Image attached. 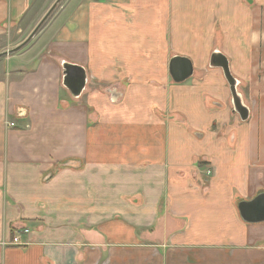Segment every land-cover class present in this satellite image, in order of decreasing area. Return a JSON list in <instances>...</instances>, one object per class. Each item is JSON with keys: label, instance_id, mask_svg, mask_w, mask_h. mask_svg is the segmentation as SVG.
I'll return each instance as SVG.
<instances>
[{"label": "crops", "instance_id": "crops-1", "mask_svg": "<svg viewBox=\"0 0 264 264\" xmlns=\"http://www.w3.org/2000/svg\"><path fill=\"white\" fill-rule=\"evenodd\" d=\"M57 1L0 0V264H264V0Z\"/></svg>", "mask_w": 264, "mask_h": 264}, {"label": "water", "instance_id": "water-1", "mask_svg": "<svg viewBox=\"0 0 264 264\" xmlns=\"http://www.w3.org/2000/svg\"><path fill=\"white\" fill-rule=\"evenodd\" d=\"M211 67H219L223 70L224 76L232 90L234 99L239 101V96L236 94V81L230 76L227 60L219 53H214L210 61ZM65 77L64 86L71 92L75 98L79 97L85 88L87 77L85 71L81 67L70 66L64 64ZM169 75L171 80L176 83H182L193 76V66L188 58L175 56L169 61ZM112 101H115L119 94L116 91H110ZM241 120H246L249 116L248 110L240 107L236 109ZM63 167L76 168L79 167L75 161L66 162ZM238 211L241 218L249 223L264 222V193L258 194L251 201H243L238 205Z\"/></svg>", "mask_w": 264, "mask_h": 264}, {"label": "built area", "instance_id": "built-area-1", "mask_svg": "<svg viewBox=\"0 0 264 264\" xmlns=\"http://www.w3.org/2000/svg\"><path fill=\"white\" fill-rule=\"evenodd\" d=\"M10 126L13 127L14 124L11 123ZM24 231L27 232V230H24ZM12 242H13L14 244L18 243V238H17V237H14L13 240H12Z\"/></svg>", "mask_w": 264, "mask_h": 264}, {"label": "flooded vegetation", "instance_id": "flooded-vegetation-1", "mask_svg": "<svg viewBox=\"0 0 264 264\" xmlns=\"http://www.w3.org/2000/svg\"><path fill=\"white\" fill-rule=\"evenodd\" d=\"M234 106L236 109H240L241 107L237 101H234Z\"/></svg>", "mask_w": 264, "mask_h": 264}, {"label": "rangeland", "instance_id": "rangeland-1", "mask_svg": "<svg viewBox=\"0 0 264 264\" xmlns=\"http://www.w3.org/2000/svg\"><path fill=\"white\" fill-rule=\"evenodd\" d=\"M54 1H56V0H54ZM65 0H58L57 2V5H59V4H61V3H63ZM56 8V7H55ZM55 8H53L51 11L53 12V10L55 9Z\"/></svg>", "mask_w": 264, "mask_h": 264}]
</instances>
